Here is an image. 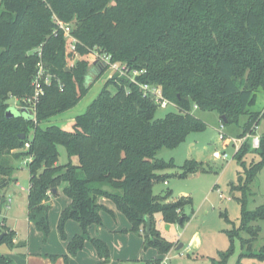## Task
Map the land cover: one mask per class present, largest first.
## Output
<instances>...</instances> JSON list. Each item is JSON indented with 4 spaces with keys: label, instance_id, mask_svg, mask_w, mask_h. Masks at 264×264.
Listing matches in <instances>:
<instances>
[{
    "label": "trees",
    "instance_id": "obj_1",
    "mask_svg": "<svg viewBox=\"0 0 264 264\" xmlns=\"http://www.w3.org/2000/svg\"><path fill=\"white\" fill-rule=\"evenodd\" d=\"M55 16L71 24L80 41V58L73 64L67 59L66 39L57 30ZM95 47L111 54L114 61L145 70L138 79L162 86L177 110L159 115L160 108L143 96L138 85L115 73L70 129L43 126V121L73 108L87 95L92 85L88 55ZM40 61L56 78L45 87L35 112L29 109L31 114L7 117L11 98L22 103L33 95ZM261 91L264 0H0V199L17 181L13 159L30 155L29 214L47 235L50 195L62 189L69 203L58 223L61 238L68 239L69 220L81 227V233L68 241L71 254L83 247L92 225H102L103 198L112 199L132 231L144 232L145 248L153 246L166 254L174 243L160 234L154 215L160 213L164 222L183 225L190 219L183 208L191 199L168 201L170 190L154 192L156 182L166 181L164 171L175 165L159 157V152L185 143L191 132L205 130L207 124L194 113L195 105L217 111L225 124L239 123L246 115L238 138L254 132V126L264 121V111L252 109ZM26 142L30 143L27 149ZM60 146L68 154L63 164ZM249 148L242 145L235 153L243 186L232 191L249 188L264 169V132L260 146ZM248 155H252L250 162ZM200 165L186 160L180 176ZM238 199L243 205L240 229L250 233L242 244H251L260 231L251 223L264 219V205L249 210L246 200ZM146 216L152 222L150 233ZM3 231L7 233L0 245H26L14 241L11 229L0 227ZM92 241L102 262L109 261L107 243L99 238ZM254 256L264 260V247ZM0 264H13V259L0 253Z\"/></svg>",
    "mask_w": 264,
    "mask_h": 264
},
{
    "label": "rangeland",
    "instance_id": "obj_2",
    "mask_svg": "<svg viewBox=\"0 0 264 264\" xmlns=\"http://www.w3.org/2000/svg\"><path fill=\"white\" fill-rule=\"evenodd\" d=\"M89 58V57H88ZM69 60V59H68ZM91 61V60H90ZM109 70L98 77L91 85L87 95L73 108L43 121V126L57 124L65 127L67 117L84 113L94 98L101 91L105 81L109 78ZM10 108L16 112L19 101L17 98L9 100ZM253 110L264 111V91L258 93ZM177 110L175 106L159 109V115ZM18 113V112H16ZM194 113L207 124L205 130L191 132L185 143L174 149L164 148L158 154L165 160H173L174 166L166 169L167 178L154 185L156 194L171 191L168 201L184 198L187 202L183 212L190 216L185 224L173 223L167 228L160 213L154 215V223L160 234L174 243L173 248L166 254L149 246L144 247V232L131 230V223L126 216L117 209L110 198H103L105 209L102 211V225H93L89 229L83 247L76 254H71L67 248L68 241L76 233H81L80 225L69 220L66 223L67 240L61 238L58 223L69 198L61 189L59 194L53 195L48 208L50 230L47 235L37 228L28 209V189L30 168L25 159H13L16 169L13 176L18 180L8 187L5 198L11 202H0V227L11 229L16 243L25 242L26 245H16L10 248L6 244L0 245V253L13 258V264H153L155 259H161L158 264H264V260L255 257L264 247V219L253 221L251 224L260 226L257 238L250 244H242V240L250 237L247 230L240 229L242 218V202L244 198L249 210H255L264 205V169H262L249 188L244 191L231 188L243 186L239 182L242 166L235 158V153L242 145L252 146V138L247 141L237 139L242 132V125L247 120L242 115L239 123L225 124L217 111H204L198 108ZM255 125V124H254ZM72 122L67 126L71 128ZM256 136L261 137L264 132V121L254 128ZM225 136V138L222 137ZM59 163L68 161V154L60 146ZM219 151L228 153L227 158H216L214 153ZM252 155H248L250 162ZM195 160L201 165L185 176L181 166L186 160ZM76 161V160H75ZM7 205H10L8 208ZM238 231L237 236L230 234ZM92 238L105 241L110 249L109 261L102 262L93 244ZM18 241V242H17ZM183 247L177 249L179 244ZM233 247V251L229 252ZM51 255L55 258L52 259ZM167 257V258H166ZM166 260L164 261V259Z\"/></svg>",
    "mask_w": 264,
    "mask_h": 264
},
{
    "label": "built area",
    "instance_id": "obj_3",
    "mask_svg": "<svg viewBox=\"0 0 264 264\" xmlns=\"http://www.w3.org/2000/svg\"><path fill=\"white\" fill-rule=\"evenodd\" d=\"M55 22L57 24V30H62L64 33V37L66 39V54L67 59H69V63L73 64L76 62L80 55L78 53V45L80 41L77 37L72 34V26L71 24L63 21L62 19L55 16ZM41 55V51H39ZM89 60L96 62L94 64V70H101L106 69L109 70V76L117 73L119 77H123L138 85L140 90L143 93V96L146 98L151 99L160 109H166L169 106L175 105L170 99H168L164 93L162 86L156 85L151 82H142L138 79V76L143 74L145 70H138L133 69L127 66L126 64L120 63L118 61H114L112 59V55L101 50L100 48H93L89 50ZM53 78H56L55 74L48 72V70L44 67L42 61L38 63V69L34 76L33 86H34V93L32 96L25 98L22 103L19 101L20 107H26L30 109L32 112H35L37 103L40 97L45 93V87L52 83ZM61 88L63 84L60 83ZM197 108V105H195ZM256 125L254 126V128ZM255 130V129H254ZM255 131H249L246 135L241 138L234 139L233 141L237 144L238 141H247L250 137L252 138V146L254 148H258L260 146V137L254 134ZM225 138L224 135H222ZM30 143L26 142L25 149L29 148ZM241 147V146H240ZM239 147V148H240ZM216 158H227L228 153L224 151L223 153L216 151L214 153ZM32 159V156H27L25 159V163L28 164ZM167 183V181H165ZM11 198L7 200V202H11ZM1 202V201H0ZM10 207V205H7ZM167 258V257H166ZM164 259V261L166 260Z\"/></svg>",
    "mask_w": 264,
    "mask_h": 264
},
{
    "label": "water",
    "instance_id": "obj_4",
    "mask_svg": "<svg viewBox=\"0 0 264 264\" xmlns=\"http://www.w3.org/2000/svg\"><path fill=\"white\" fill-rule=\"evenodd\" d=\"M96 62H93L90 66H89V68H88V70H89V85H91V84H93V82L98 78V76H99V74H100V72H101V70H94V64H95ZM68 70H70V67L68 66ZM16 112H18V113H16ZM16 112H14L10 107H9V109L6 111V115H7V117H14V116H16V115H19V114H21V113H24V114H31V112L29 111V109L28 108H26V107H20V106H18V108H16ZM222 118L223 119H225V116H222ZM20 137L21 138H25V134H20ZM54 192H55V194H58V191H57V189H54ZM145 219H146V222H147V232L148 233H150V230H151V224H152V222H151V218L149 217V216H146L145 217ZM166 227L167 228H169L170 227V224H166ZM7 233V231H3V232H1L0 233V239L5 235ZM183 247V244L181 243V244H179L178 246H177V249H180V248H182Z\"/></svg>",
    "mask_w": 264,
    "mask_h": 264
},
{
    "label": "crops",
    "instance_id": "obj_5",
    "mask_svg": "<svg viewBox=\"0 0 264 264\" xmlns=\"http://www.w3.org/2000/svg\"><path fill=\"white\" fill-rule=\"evenodd\" d=\"M87 106H88V105H87ZM81 114H82V113H81ZM77 115H78V114H77ZM77 115H75V116H68V117H67V118H68V119H67V125H66L64 128H67V126H68L71 122H72V124H73V123H74V120H75V117H76ZM62 127H63V126H62ZM14 177H15V176H14ZM15 178H17V177H15ZM17 180H18V178H17ZM15 182H16V181H15ZM7 189H8V188H7ZM7 189L5 190V193H4L3 197L0 199L1 202H7V199L5 198V194H6ZM59 190H61V189H59ZM59 190H58V194H59ZM53 195H57V194H53ZM53 195H50V200H51V198H52ZM102 201H103V200H101V202H102ZM49 203H50V201H49ZM68 203H69V202H68ZM102 204H103V203H102ZM67 205H68V204H67ZM67 205H66V206H67ZM66 206H65V207H66ZM65 207H64V208H65ZM8 208H9V207H8ZM92 226H93V225H92ZM92 226H91V227H92ZM91 227H90V228H91ZM90 228H89V229H90ZM76 234H78V233H76ZM14 241L16 242V240H14ZM17 242H18V241H17ZM12 259H13V258H12ZM100 259H101V258H100ZM30 260H31V257L29 258V264H30ZM44 261H45L46 264L49 263V260H47V259L44 260ZM104 263H105V262H104ZM50 264H52V263L50 262Z\"/></svg>",
    "mask_w": 264,
    "mask_h": 264
}]
</instances>
